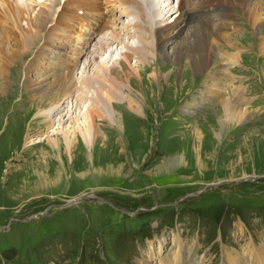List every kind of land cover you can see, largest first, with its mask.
<instances>
[{
  "label": "rangeland",
  "instance_id": "obj_1",
  "mask_svg": "<svg viewBox=\"0 0 264 264\" xmlns=\"http://www.w3.org/2000/svg\"><path fill=\"white\" fill-rule=\"evenodd\" d=\"M19 1L28 4L20 19L25 29L29 16L50 2ZM205 1H191L197 14L190 22L215 29L224 19L216 12L225 0ZM256 1L263 21L251 24L235 3L230 11L237 28L224 31L217 44L212 40L215 59L200 72L185 64L187 56L176 72L174 61L151 51L146 60L133 54L119 66L112 61L124 53L120 43L111 47V59L108 49L93 59L82 51L76 80L84 73L98 75L100 63H113L124 79L123 72L130 71L122 98L112 101L114 123L97 118L98 132L89 147L77 134L70 149L62 140L63 132L83 127L81 115L88 105L81 101L83 90L69 97L72 108L78 105L77 123L59 125L57 116L53 124L41 116L52 100L27 87L51 73L53 57H61L63 44L75 39V27L47 45L38 35L30 49L8 60L0 79V264H223L224 259V264H257L250 257L253 251L264 259V50L259 43L264 38V0ZM129 9L128 16L115 9L119 34L124 26L132 34L134 21L143 23L134 6L128 4ZM74 10L81 15V9ZM165 16L168 21L161 23L179 25L174 24L177 15ZM80 24L75 22L76 32ZM57 26L53 20L39 30ZM131 34L125 43L136 46L140 42ZM15 36L16 30L6 32L4 45ZM44 45L46 51L39 52ZM222 50L240 57L226 63ZM36 52L41 58L32 63ZM153 70L164 78L147 79ZM92 90H86L88 96ZM239 96L247 116L221 130L217 140L220 99ZM188 102L192 107L185 109ZM71 107L67 102L65 110ZM250 234L258 244L248 239Z\"/></svg>",
  "mask_w": 264,
  "mask_h": 264
},
{
  "label": "bare ground",
  "instance_id": "obj_2",
  "mask_svg": "<svg viewBox=\"0 0 264 264\" xmlns=\"http://www.w3.org/2000/svg\"><path fill=\"white\" fill-rule=\"evenodd\" d=\"M61 1L62 0H50V2L46 5L44 3L42 5L43 7L39 9V11L36 12L33 17L29 16L26 21L29 29H25L21 26L20 19L21 17H23V12L27 11L26 8L28 7V4H24L23 1L20 3L19 0H0V79L6 71L5 65L8 63V60L14 59L16 57L15 53L17 51L21 50L20 53H22L24 52V50L27 51L28 49H30L32 40L43 38L42 40H44L45 45H47V42L58 40V37L56 39V36L65 34V29L74 26L73 23H81L79 25V29L77 30L78 32H76L75 39L73 38L74 41L72 39L68 45L62 47L63 50H65L64 57H60L59 55H55V57H53L54 61L53 63H50V66L52 65L50 69L51 73L42 80H39L40 82H38L37 84L27 85L33 95L40 93L44 98L46 96V99L52 100L50 105L44 109L41 116H43L45 121L49 124H53V117L57 116V124L59 125H63L66 121H69L67 122L69 124L77 123L78 119L75 115V110L77 109L78 105L77 107L72 108L71 106L73 105V100L72 98H70L69 100V97H71L74 91L83 90L82 93H84V95H81V101H88V105H86V108L81 115L82 123H84L83 127L77 126L76 129L67 130L68 132L66 131L62 133V140L64 141V143H66V148L68 149H70L73 140L75 139V137H77L75 136L76 134L80 136L81 140L83 141L82 143L86 147H89L92 144L91 141L93 139V136L98 132L96 125L97 118L98 120L106 119L114 123L115 118L113 119L114 111L112 109V101L122 98L120 94L127 86L126 83L129 82L130 77V71H128L127 73H125V71L123 72V76H125V79L124 77H120L119 75H117L114 72L115 67L113 63L109 67L104 63H100V66L102 68L101 72L98 75L92 77L84 73L79 77V79L76 80L75 73L77 74V72H75V67L77 66L79 56H81L82 51H85L89 54V59H93V57H95L97 54L99 55V53H101L104 49H108V56L110 57L108 58L111 59V53L113 51V48L111 49V47L114 45L117 46L118 43H120L124 45V53L121 55V57L113 59L112 61H116L119 66L121 65V61H128L130 56L133 54L139 61H143V59L146 60V58L148 57V52L151 51L155 54H157L156 52H159V54L164 58L167 56V59L174 61L175 66L173 69L176 72L181 69L183 59L187 56V58L189 57V59L187 60V62H185V64L187 63L186 65L190 66L193 72H200L201 69H204L212 62L211 58L212 60L215 59V54L217 52L214 48V45L217 44V39L222 35V33L228 29L234 31V29L237 28L236 22L233 21L234 14H231L232 12L230 11V8H233L235 6V3H237L240 9L247 14L251 24L254 25L258 22L263 21V18L260 17L261 14L258 11V8H260L261 6L258 7L256 0H225L222 8H220L219 11L216 12L224 19L220 24H218L215 29H213L209 24H204V28H202L194 26L193 22H190L192 17L197 14V10H195V8L191 9V0H186V2L188 1V3L185 4V7V1L179 0L180 4L179 6H177V9L175 11L168 2H166V5L163 4L161 9H158L159 7L157 0H147V2H144L145 0H68V2L73 4L68 6L67 3H64L56 17L54 14L58 6L60 7ZM213 1L216 0H212V2ZM33 3L34 2H32L31 4ZM128 4L134 6L136 12L140 15L143 22L142 25H140L141 23H137L134 21V23H132L131 25V28H133L132 34L140 42L136 46L127 45L125 43V39L130 38L131 34L129 33L127 26H124L125 28L121 26L122 28H124V32H121V34L116 31V23L114 20L115 9H118L120 11V15L127 14L128 16L132 12L130 9L127 10ZM74 6L77 7V10H82L81 15H77V12L74 10ZM148 6H150L154 11H158L159 16L156 12V18H159V20L151 16L152 14L150 15ZM22 9H24V11H21ZM144 9H147L146 11L149 15H146L144 13ZM164 11L165 13H169L171 11L176 12L175 14L177 15V17H175L176 22L174 24L179 22V25L171 26L167 23L159 25L162 20H165L166 14L163 15L162 13ZM53 20L56 24L59 25V27H53L52 29L48 28V32H45L43 29L42 31L39 30L41 26H44L43 28L47 27V23L49 24ZM145 24L148 25L144 28L143 25ZM141 26L146 31L142 34L139 32V30H142ZM80 28L81 30H83V32L80 30ZM7 29L8 31H6ZM15 30V38L11 42L8 41L7 45H4L3 41L5 38V33L15 32ZM104 30H109L107 34L102 33L106 36L102 35L100 39L93 40V34L97 35ZM215 30H219L221 33ZM38 35L39 37H37ZM229 36V34L224 35V37L226 38H229ZM173 37L175 38V41L172 39ZM6 39L8 40V38ZM92 40L95 41V43L91 44L90 42ZM212 40H215V44H212ZM104 42L107 43L105 44ZM259 43L260 48L264 50V38L261 39ZM45 45L40 47L38 51L45 52ZM58 46L59 44L56 45L57 48ZM223 52L225 53L223 54ZM37 54L38 52L35 53V56ZM238 56L240 57V55H234L232 52L231 54L228 53V50H222V57L227 60L225 61L226 63L231 62L232 59L235 60V58H237ZM40 58L41 56H36V59L32 60V63H35V60ZM31 67L32 64L29 66V69H31ZM163 78L164 74L155 70L150 71L147 75V79L159 80ZM77 83L79 84L78 86L76 85ZM80 85H84V88L79 87ZM91 88L93 90L91 91L90 96H88L86 90L89 91ZM76 97L78 96L76 95ZM226 97L220 99V107H218L221 108L219 111L220 117L218 124L220 132L219 130H215L218 125L214 126L211 129V131L215 130L214 136L217 140H220L222 136L221 130L224 131L227 126H229L228 128H230V126L240 122L241 119H244V117L247 116V109H244L240 105L244 100L243 96H239L238 98L233 99H230V97ZM78 100L80 99H75V101ZM66 101L71 107L66 108L67 110H65V107H67ZM194 101L195 100H193V103L195 105L196 103ZM184 106L185 109H187L189 107H192V104L188 102ZM129 107L133 109V104L131 102L129 103ZM64 111L67 112L66 118H64V116L66 115L64 114ZM116 123H118V121ZM193 134L196 138L199 139L200 134L197 131L193 132ZM56 141L57 139L53 140L52 143H54L58 147ZM254 252L255 251H253V254H251L250 256L252 261L257 262V264H264V259L262 258L260 253Z\"/></svg>",
  "mask_w": 264,
  "mask_h": 264
}]
</instances>
